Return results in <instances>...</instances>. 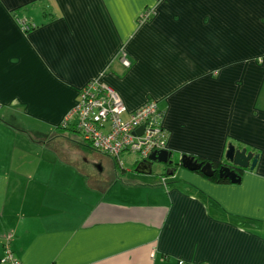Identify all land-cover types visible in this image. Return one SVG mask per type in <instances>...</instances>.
Returning <instances> with one entry per match:
<instances>
[{"label": "crops", "instance_id": "1", "mask_svg": "<svg viewBox=\"0 0 264 264\" xmlns=\"http://www.w3.org/2000/svg\"><path fill=\"white\" fill-rule=\"evenodd\" d=\"M92 81L155 101L171 160L230 164L231 144L254 168L123 170L71 116ZM0 112L35 124L0 161V257L10 235L23 264H264V0H0Z\"/></svg>", "mask_w": 264, "mask_h": 264}, {"label": "built area", "instance_id": "2", "mask_svg": "<svg viewBox=\"0 0 264 264\" xmlns=\"http://www.w3.org/2000/svg\"><path fill=\"white\" fill-rule=\"evenodd\" d=\"M149 16L150 10H145L140 19L147 20ZM18 24L23 30L34 26L26 20H20ZM121 64L124 68L130 65L125 58L121 59ZM71 116L75 119V127L82 141L119 164L123 154H136L141 161H145L150 155L166 150L167 135L160 124V112L153 100L128 111L111 87L92 81L78 92V101ZM10 237H6L0 264H23L9 248Z\"/></svg>", "mask_w": 264, "mask_h": 264}, {"label": "water", "instance_id": "3", "mask_svg": "<svg viewBox=\"0 0 264 264\" xmlns=\"http://www.w3.org/2000/svg\"><path fill=\"white\" fill-rule=\"evenodd\" d=\"M225 159L230 164H222L217 170V175L219 178L228 179L231 184H236L240 181V176L237 174L236 170H252L256 164L257 156H253L251 153H246L244 150H236L234 146L229 144ZM153 164H162L164 166L172 165L173 160H171V154L167 150H163L158 154H152L147 160L139 162L135 171L150 174L151 166ZM178 164L189 172L199 171L206 178L212 177L215 173L209 162L205 164L198 163L192 156L182 155L178 159Z\"/></svg>", "mask_w": 264, "mask_h": 264}, {"label": "rangeland", "instance_id": "4", "mask_svg": "<svg viewBox=\"0 0 264 264\" xmlns=\"http://www.w3.org/2000/svg\"><path fill=\"white\" fill-rule=\"evenodd\" d=\"M4 112H0V115L3 116ZM7 123H9L12 127L7 126ZM8 124V125H9ZM33 124V123H31ZM29 123L23 122V120H21L20 118H16L15 121H13L10 117L9 114L5 117L4 121H2L0 123V146H3L4 149H6V152L2 153L0 155V161L2 160V162H5V160L7 158H11L9 157V154L11 152H13V150L16 148V151L14 152L15 156L18 158H22L23 154L22 151L23 149H26L25 146H34L33 144L30 143L29 138H27V134L26 135H21L18 132H15L12 128H17V129H21V128H25V129H31V128H35V124L34 126L31 125ZM32 138V136H31ZM33 139V138H32ZM52 141H55L53 143V146H64V143H60V142H56L55 139H53ZM58 141V140H57ZM9 151V154L7 153ZM7 154V155H6ZM121 160L123 162V170L128 169V166L132 163H139L141 162V159L136 155V154H123L121 156ZM153 173L157 176V175H163L164 174V165L162 164H153ZM0 169H3V166L0 167ZM2 175V174H0ZM2 179H0V190L1 189V185L2 184Z\"/></svg>", "mask_w": 264, "mask_h": 264}, {"label": "trees", "instance_id": "5", "mask_svg": "<svg viewBox=\"0 0 264 264\" xmlns=\"http://www.w3.org/2000/svg\"><path fill=\"white\" fill-rule=\"evenodd\" d=\"M198 163H202V164H205L207 162H209L211 164V167L212 169L215 171L214 175L210 178H207L208 180H212L214 183H217V184H228L230 183V181L226 178H219L218 175H217V170L220 168V166L222 164H219L218 162H213V161H209V160H204V159H201V158H194ZM177 166H179L178 164V159H175L173 160V164L170 165V166H165L164 170L165 171H168V172H173L176 170ZM246 170V169H245ZM245 170H236L237 174L240 176L241 173ZM196 174H199L201 176H203L199 171H196L194 172Z\"/></svg>", "mask_w": 264, "mask_h": 264}]
</instances>
